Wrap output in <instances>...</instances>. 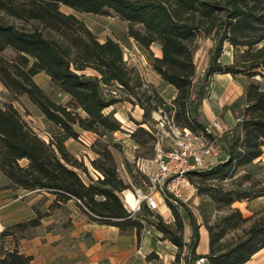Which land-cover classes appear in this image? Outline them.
Here are the masks:
<instances>
[{"label":"trees","instance_id":"1","mask_svg":"<svg viewBox=\"0 0 264 264\" xmlns=\"http://www.w3.org/2000/svg\"><path fill=\"white\" fill-rule=\"evenodd\" d=\"M77 13L114 15L126 21L128 36L148 52L152 69L175 88V97L167 101L146 86L136 67L124 59L120 43L112 37L99 40ZM199 34L209 36L212 45L197 77L194 54ZM224 43L244 47L233 63L219 61ZM153 44L159 47V56L153 54ZM39 72L68 100L60 101L40 86L34 79ZM217 73L264 77V0H0V83L11 99L26 95L53 125L45 140L12 100L0 101V172L8 181L6 188L50 193L54 197L49 209L73 200L89 220L117 226L122 233H138L143 226L140 217L152 211L144 203L138 211L128 210L120 197L131 184L119 174L111 151L120 147L113 136L120 131V121L114 111L105 109L122 99L106 93L112 86L143 109L130 134L139 146L153 147V134L141 123L152 126V112L162 110L176 126L202 132L219 147L215 162L187 172L201 198L198 208L207 251H197L199 223L184 203L191 225L187 242L181 238L184 222L173 206V222L155 215L153 224L162 238L178 248L172 264L180 259L184 264L199 260L245 264L264 248V206L244 215L233 203L264 195L263 180L251 172L238 173L264 153V88L249 82L242 113L228 130L215 135L207 131L200 106L210 78ZM80 131L96 135L92 145L96 157L89 159L96 177L65 145ZM137 157L132 164L124 161L135 184L146 179L131 167ZM33 209V217L0 230V264H30L32 256L19 250V239L47 215L36 205ZM153 257L159 258L154 251L147 254L148 259Z\"/></svg>","mask_w":264,"mask_h":264},{"label":"rangeland","instance_id":"2","mask_svg":"<svg viewBox=\"0 0 264 264\" xmlns=\"http://www.w3.org/2000/svg\"><path fill=\"white\" fill-rule=\"evenodd\" d=\"M64 11H70L68 7L62 6ZM77 15L84 20L86 25L96 34L99 40H104L107 37H112L117 40L123 48V56L126 62L129 65L136 67L140 72L143 81L146 86L153 88L163 99L170 101L176 95L175 88L164 81L157 73V75L152 71V67L149 63L150 55L148 52L141 48L132 37H129L127 34L128 23L117 16L114 15H101L94 13H77ZM197 49L194 54V61L196 64V75L200 77L203 73L204 68L206 67L208 55L212 45V40L209 36L199 34L197 39ZM244 49L240 45H230L229 43H224L223 50L220 55L219 61L224 64H230L236 61L237 56ZM151 50L155 56L160 55L159 47L155 44L151 46ZM86 73H93L91 69H86ZM35 81L45 88L51 95L55 96L56 99L60 101H67L68 96L57 92V89L51 85L49 77L44 73H40L34 77ZM251 81H257L262 88H264V77L261 75H255L252 77H247L246 75L239 73L232 75L231 73H217L213 74L210 78L208 86L206 87V96L200 106V111L203 116L202 119L204 124L207 127H211V133L218 135V129L213 126V122H217L220 129L223 131L228 130L238 119L242 113L244 107V91L246 85ZM111 88H114L111 86ZM108 89V88H107ZM117 90V98H122L116 104L110 105L105 109L106 112L114 111V116L120 121V131L113 133L114 139L120 143L118 149L111 148L112 153L121 155V160L119 159L117 163L118 171L121 177L127 182L130 183V187L125 189L132 190L134 187H143L145 190H148L147 180L138 179V183H131L130 178L128 177L125 171L124 161L133 163L135 155H138L137 160L134 165L131 167L138 169L145 176L153 173V168L151 164V159L153 157V147L139 146L130 136L131 132L137 127V121L142 119L143 109L139 104H132L131 102L124 99L125 94ZM12 100L13 104L17 107L21 115L28 121V123L33 127V129L45 140L48 139L49 133L53 130V125L44 119L43 115L26 95H20L16 99H11L10 94L6 88L0 83V101H9ZM142 109V112H140ZM160 111H153L152 117L155 119ZM142 126L152 127L149 124L141 123ZM74 139V138H73ZM96 139L94 133H84L79 132V136L74 139L76 145L78 146L77 158L83 160L84 164L87 167H90L91 175L96 177L98 174L92 166L90 165V157H96V153L93 150V143ZM75 143V142H72ZM168 148V143H165ZM67 147V146H66ZM68 149V148H67ZM69 150V149H68ZM70 151V150H69ZM71 152V151H70ZM72 153V152H71ZM73 154V153H72ZM23 163L24 160H21ZM133 171V170H132ZM244 172H251L254 174L255 178L258 180H263L264 182V153L257 159L253 161L252 164L247 165L244 169L240 170L238 173L242 174ZM1 173V172H0ZM135 173V171H133ZM1 175V174H0ZM81 175L85 180H87L84 173L81 172ZM261 182V184L263 183ZM8 181L6 178L0 176V200L7 201L8 199L14 198L17 194H7L5 192L6 185ZM259 185V184H258ZM182 203H184L191 211L194 218L199 223V232L202 235L200 237L197 251L201 252L204 247L206 250L208 248L207 244V232L202 224V216L199 211L200 196L196 194L194 186L189 181H183L180 183ZM31 192V191H29ZM35 193L26 194L21 197V206L26 215V207L29 202H31V207L33 208L36 205L41 211L49 212L54 211V216L57 223H69L70 222V213L75 209L73 202H69L67 205L62 206L61 208L56 207L49 209L46 208L47 199H44V196L33 198ZM155 195H159V192H156ZM121 197V196H120ZM122 199V198H121ZM123 201V199H122ZM49 206V204H48ZM233 206L238 207L244 215H250L256 210L261 209L264 206V195L253 198L249 201H235ZM174 207V206H173ZM173 207L169 204L168 200L165 199V203L156 210H150L152 213H146V216H142V228L137 233L138 235L142 231L151 228L157 234L160 235L159 239L163 240L160 250L163 253L164 259L151 258L155 264H172V260H168V254H173L178 251L176 245H174L169 239H163L160 232L153 221L156 220L155 215L160 214L166 222H173L174 215L172 212ZM184 222L183 230L181 231V238L183 241L187 242L191 233V225L189 221V216L183 210L182 206L174 207ZM34 211V209H33ZM138 211V210H137ZM140 212V211H139ZM35 214V212H34ZM43 219V218H42ZM36 230L34 228L28 229L25 231L26 236L32 235ZM132 230L128 231L131 232ZM176 264H184L183 260L180 259ZM196 264H205V262L199 260L196 261ZM245 264H264V248L255 253L251 259Z\"/></svg>","mask_w":264,"mask_h":264},{"label":"crops","instance_id":"3","mask_svg":"<svg viewBox=\"0 0 264 264\" xmlns=\"http://www.w3.org/2000/svg\"><path fill=\"white\" fill-rule=\"evenodd\" d=\"M157 56L159 55L157 54ZM40 73L42 72L36 75ZM140 110L142 112V109ZM81 132L91 133L89 131ZM76 143L73 138H68L65 141L67 148L77 156L79 149ZM113 156L116 162L121 160L119 153L113 152ZM89 169L91 168L88 167ZM0 174L4 177L2 173ZM90 174H92L91 170ZM5 192L7 194L15 193L17 196L4 202L0 200V230L14 222L34 216L31 202L26 207L27 214H24L21 200H19L21 197L31 193H35L33 198L46 195L48 199L45 210L54 197L43 191L29 192L22 189L6 188ZM155 196L159 199V207L162 206L165 199L160 195ZM69 202H73L76 207L69 215V223L58 224L54 211L49 212L43 217L41 224L34 228L36 231L32 235L19 239V250L32 256L30 264H155L152 259L147 258V254L151 251H154L160 259H164L160 250L163 240L159 239L160 235L153 229L148 228L139 235L135 230L122 233L117 226L99 224L89 220L73 200L62 203L59 208ZM200 237L202 239L201 234ZM206 251V247H204L200 253ZM167 258H169L167 261L173 260L174 255L168 254Z\"/></svg>","mask_w":264,"mask_h":264},{"label":"built area","instance_id":"4","mask_svg":"<svg viewBox=\"0 0 264 264\" xmlns=\"http://www.w3.org/2000/svg\"><path fill=\"white\" fill-rule=\"evenodd\" d=\"M108 95L117 96L115 88L106 89ZM151 128L153 134L152 174L146 175L148 190L143 187L133 188L131 192L137 203L130 205L126 199V191L120 193L128 210L137 211L141 203L150 210L159 209L156 192L174 207L181 205L180 183L188 181L187 172L192 169L205 168L215 162L219 155V147L215 140H210L202 132L194 133L189 128H180L173 122L171 115L159 110ZM218 135L223 132L218 123L213 122ZM211 132V127H207ZM165 143H168V148ZM199 262V261H198Z\"/></svg>","mask_w":264,"mask_h":264},{"label":"bare ground","instance_id":"5","mask_svg":"<svg viewBox=\"0 0 264 264\" xmlns=\"http://www.w3.org/2000/svg\"><path fill=\"white\" fill-rule=\"evenodd\" d=\"M126 199L132 206H135L137 203L136 199L133 196V193L130 190H126Z\"/></svg>","mask_w":264,"mask_h":264}]
</instances>
